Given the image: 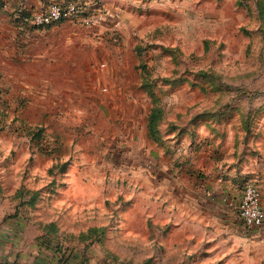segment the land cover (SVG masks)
I'll list each match as a JSON object with an SVG mask.
<instances>
[{
    "label": "rangeland",
    "instance_id": "obj_1",
    "mask_svg": "<svg viewBox=\"0 0 264 264\" xmlns=\"http://www.w3.org/2000/svg\"><path fill=\"white\" fill-rule=\"evenodd\" d=\"M37 1L0 0L11 213L88 264H264V232L206 219L185 193L217 165L264 159V0H118L93 26L18 21Z\"/></svg>",
    "mask_w": 264,
    "mask_h": 264
},
{
    "label": "crops",
    "instance_id": "obj_2",
    "mask_svg": "<svg viewBox=\"0 0 264 264\" xmlns=\"http://www.w3.org/2000/svg\"><path fill=\"white\" fill-rule=\"evenodd\" d=\"M45 0H38L30 6H40ZM91 7L100 9L103 2L118 0H83ZM30 52V49H29ZM261 152H264V134ZM264 157V154H263ZM216 174L208 173L200 181L199 189L186 188L187 201L193 209L215 223L235 225L238 233L248 238L259 239L263 236L264 224L247 229L240 218H236L242 190L239 179L243 181L253 176H261L262 203L264 205V159L258 163L255 159L231 163L225 167L212 169ZM17 190L11 195L14 200L0 195V264H88L85 252L80 247L63 246L58 239H49L33 222L10 210L20 209ZM3 201V202H1ZM18 212V211H17ZM235 219V223L233 222ZM37 226H39L37 224ZM89 253V252H88ZM90 256V255H89ZM91 264V263H90Z\"/></svg>",
    "mask_w": 264,
    "mask_h": 264
},
{
    "label": "built area",
    "instance_id": "obj_3",
    "mask_svg": "<svg viewBox=\"0 0 264 264\" xmlns=\"http://www.w3.org/2000/svg\"><path fill=\"white\" fill-rule=\"evenodd\" d=\"M101 14V10L81 4L79 0L51 1L31 10L24 22L31 27H46L64 19H76L84 25L93 26L102 17ZM237 211L247 229L264 224L262 191L256 178L244 181Z\"/></svg>",
    "mask_w": 264,
    "mask_h": 264
},
{
    "label": "trees",
    "instance_id": "obj_4",
    "mask_svg": "<svg viewBox=\"0 0 264 264\" xmlns=\"http://www.w3.org/2000/svg\"><path fill=\"white\" fill-rule=\"evenodd\" d=\"M51 1H62V0H45L38 7H36V6H30V5H27V4H22L21 6H19L16 9L17 10V18H18V21H23L24 22V18H26V17H28L30 15L31 10L40 8L45 3H48V2H51ZM79 1H80L81 4H86V3H83V0H79ZM245 180H247V179H245ZM244 181H243V183H244Z\"/></svg>",
    "mask_w": 264,
    "mask_h": 264
}]
</instances>
